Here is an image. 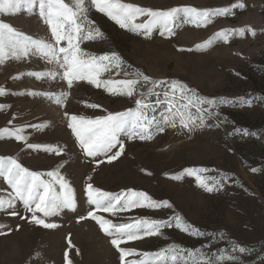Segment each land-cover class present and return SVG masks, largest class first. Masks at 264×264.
Here are the masks:
<instances>
[{
    "label": "rangeland",
    "instance_id": "rangeland-1",
    "mask_svg": "<svg viewBox=\"0 0 264 264\" xmlns=\"http://www.w3.org/2000/svg\"><path fill=\"white\" fill-rule=\"evenodd\" d=\"M121 2L153 10L185 6L216 10L231 7L238 0ZM242 2L243 9L233 8L230 16L213 17L206 27L179 23L171 38L161 37L159 30L148 37L137 35L90 8L89 19L100 28L104 39L82 42L83 50L93 55L116 52L125 66H130L128 71L138 70L154 80H180L201 96L228 101L219 108V118L208 121L218 123L219 127L200 129L190 135L181 134L179 127H169L151 140L123 138L125 151L112 163L105 161L97 166L83 154L68 127L69 117L74 114L96 118L108 112L134 109L138 96H114L86 81L74 82L69 88L59 77L37 80L27 73L53 69V65L39 56L7 60L0 65V87L6 91V95L0 96V106H3L0 129L24 127L28 143L59 146L63 150L60 155L34 151L23 142L0 138V156L17 158L29 170L41 173L59 169L70 182L77 200L75 211L65 210L50 218L58 224L55 229H44L22 219L30 214L20 202L15 207L20 213L18 216L9 215L11 209L0 210V225L4 226L0 231L7 233L0 235V264H66L65 253L72 264H120L111 238L92 219H79L87 215L90 207L85 194L89 183L111 193L143 191L155 200H167L173 205L161 209L137 208L116 215L97 213L113 223L145 217L167 221L173 215H180L205 234L192 236L173 225L163 229L160 236L131 241L122 244L123 248L155 252L175 244L209 253L226 250L238 255L239 264H264V0ZM146 19L140 17L136 22ZM0 21L33 38L51 39L48 25L35 10L2 14ZM240 28H250L255 35L246 31L244 36L234 35L226 43L215 40L207 48H197L214 39L220 31ZM17 76L19 79H14ZM126 78L129 77L125 76L124 67L113 68L100 77L101 80ZM33 91L68 95L62 104H57L43 95L26 94ZM156 91L162 92V89ZM151 100L154 103L156 97ZM246 100L252 103H244ZM89 104L100 107L90 108ZM164 108L163 104L157 105L156 111L149 114L159 118ZM27 125L44 127L38 130ZM241 129H247L250 135H243L239 132ZM189 168L209 169L203 174L205 178L226 175L227 183L221 191L208 193L199 187L195 177L185 174L184 170ZM177 176L180 178H172ZM10 192L7 183L0 179V197ZM233 245L243 246L247 251L232 253Z\"/></svg>",
    "mask_w": 264,
    "mask_h": 264
},
{
    "label": "snow or ice",
    "instance_id": "snow-or-ice-1",
    "mask_svg": "<svg viewBox=\"0 0 264 264\" xmlns=\"http://www.w3.org/2000/svg\"><path fill=\"white\" fill-rule=\"evenodd\" d=\"M242 0L231 7L216 10H199L194 7H174L169 10H153L140 7L121 0H0V15L16 14L22 9L36 14L48 25L51 39L33 38L15 29L9 23L0 21V65L7 60H24L31 56H39L53 69L43 72H29L37 80L45 78L56 80L59 77L67 82L71 88L74 82L86 81L96 88H103L114 96L139 97L134 100L135 108L125 111L108 112L96 118L71 115L68 127L75 136L83 154L91 158L99 166L105 161L112 163L125 151L123 138L128 140H151L155 135L165 132L166 128L179 127L181 134H191L194 131L219 127L218 123H209L220 116L219 108L228 103L227 100L217 101L198 94L188 84L180 80H154L140 71H128L125 62L116 52L93 55L82 49L85 41L104 39V34L94 22L89 19L90 8L104 14L114 21L121 29L150 36L159 30L161 37L171 38L175 35V28L179 23H191L196 27H206L213 17L230 16L233 8L243 9ZM140 17L146 20L137 23ZM249 31L254 36L255 31L248 28L236 30L225 29L216 33L214 39L208 40L197 48H207L215 40L225 43L234 35L244 36ZM63 45V46H62ZM125 68V76L120 80H101V75L113 68ZM59 69V71H57ZM119 74V71L117 72ZM14 79H19L15 77ZM139 86V87H138ZM143 89V90H141ZM162 89V92L156 91ZM30 96H46L54 99L55 103L62 104L68 95L66 92L40 93L28 92ZM6 95L4 88L0 87V96ZM156 97L153 103L151 98ZM251 104V100L244 101ZM165 105L159 118L150 115L156 111V106ZM90 108H99L98 104H89ZM3 106H0V110ZM67 115V113H65ZM40 129L44 125H27ZM24 127L0 129V138H11L23 142L27 148L34 151H45L60 155L59 146L40 145L28 143L24 135ZM243 135H250L247 129L239 130ZM185 174L195 177L199 187L208 193L221 191L227 183L226 175L205 178L207 168L185 169ZM253 172L256 169H252ZM149 175L151 173H148ZM179 179L180 177H172ZM0 179H3L11 192L6 197H0V210L11 209L9 215L18 216L15 211L16 203L23 205L24 211L29 215L21 218L44 229H55L58 224L51 222L50 218L58 216L65 210L75 211L77 200L70 182L61 174L59 169L46 173L29 170L17 158L0 156ZM92 179L91 176L88 177ZM209 180L211 183H209ZM86 203L90 206L87 215L79 219H92L99 228L111 238V244L119 253L120 264H224L232 261L239 264L238 255L230 254L226 250L209 253L203 249H184L172 244L155 252H139L134 248H123L122 244L139 241L146 237L160 236L162 230L171 226L200 237L205 235L200 229L194 228L180 215H173L169 220L132 218L130 222L113 223L97 215L98 212L117 213L129 212L137 208L161 209L172 208L167 200H155L143 191L127 190L111 193L95 188L89 183L85 188ZM39 214V215H38ZM4 226L0 225V229ZM19 230V226H17ZM7 233L0 231V235ZM243 246L233 245L232 253H245ZM139 256L140 259L129 260V257ZM66 264H72L65 253Z\"/></svg>",
    "mask_w": 264,
    "mask_h": 264
}]
</instances>
